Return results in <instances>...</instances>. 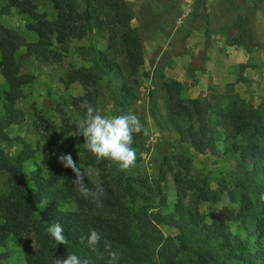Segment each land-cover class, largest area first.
<instances>
[{
	"label": "trees",
	"instance_id": "16d2710c",
	"mask_svg": "<svg viewBox=\"0 0 264 264\" xmlns=\"http://www.w3.org/2000/svg\"><path fill=\"white\" fill-rule=\"evenodd\" d=\"M46 1L54 10L51 18L37 11L32 0H2L0 6L3 15L15 9L27 16L25 29L34 39L25 43L15 30L0 25V74L7 82L6 89L0 88L1 140H11L6 128L20 121L16 107L20 88L32 80L30 74L14 73L17 67L14 53L23 44L28 51L45 56L54 53V45H64L87 31H105L107 47L116 46L122 56L120 61L104 50L89 49L84 53L89 64L71 69L66 75L69 82L78 81L84 87L77 99L81 104L79 119L85 111L82 102L87 100L96 106L97 86L104 79L107 83L108 77L118 81L111 96L120 111L137 99L128 77L136 75L142 64V41L137 29L129 24L132 15L124 0H81L79 9L76 0ZM180 90L179 81L163 78L159 73L148 92V110L152 117L160 116L176 132L179 142L196 151L214 153L218 151L217 143H223L222 153L232 156L235 162L233 183L240 189L236 211L222 206L201 213L198 202L214 199L216 195L173 172L176 201L173 210L163 214L158 210L165 202L159 181H151L142 174L126 175L115 165L109 167L108 161L98 163L90 153L81 152L79 161L99 172L97 182L87 176L84 182L90 188L97 183L104 188L102 206H97L76 191L71 183L75 174L61 163H52L45 170L35 166L25 173L23 164L33 158L35 151L15 136L12 140L21 146L14 156L9 158L0 149V174L5 176L6 184V190L0 191V247L9 236L18 238L30 233L35 253L25 264H53L55 258L68 253L86 257L92 264H107L104 239L120 253L118 264L145 262L148 243L157 246L152 264H264V201L260 199L264 194V103L252 107L229 89L224 92L226 104L211 111L201 98H181ZM77 125L64 123L62 130L77 133ZM77 137L82 144L83 137ZM187 191L193 197L184 202ZM68 200L73 201L75 209L60 208ZM155 200L158 206L154 209ZM55 221L63 226L66 245H57L46 231ZM159 224L175 230L176 245L162 239ZM90 229L97 230L102 237L96 251L81 241ZM191 239L213 241L219 252L192 249ZM187 252L194 254L192 260L179 258ZM2 257L4 254L0 252Z\"/></svg>",
	"mask_w": 264,
	"mask_h": 264
},
{
	"label": "rangeland",
	"instance_id": "374dc122",
	"mask_svg": "<svg viewBox=\"0 0 264 264\" xmlns=\"http://www.w3.org/2000/svg\"><path fill=\"white\" fill-rule=\"evenodd\" d=\"M36 10L54 16L49 1L32 0ZM132 15L130 26L137 29L142 41V64L134 76H129L136 100L127 103L120 111L112 96L118 85L116 78L108 77L99 82L96 107L105 115L122 112L136 114L149 130L148 135L134 134L136 142L135 165L124 172L129 176L146 175L151 181H159L165 197L159 207L165 214L173 210L176 189L172 173L214 193L216 198L200 200L198 210L207 214L226 206L234 211L238 208L239 188L233 183L235 162L232 156L222 153L223 143H217L218 151H196L188 144L179 142L175 131L160 120L152 117L149 110L148 92L154 87L157 75L180 82L181 98H201L211 111L218 105L224 106V92L229 89L252 107L264 103V0H124ZM2 0H0L1 6ZM77 8L81 0H76ZM28 17L12 9L6 15L0 13V25L11 28L23 37L25 43L34 41L27 33ZM54 53L42 55L30 52L25 44L14 53L17 62L15 74H30L32 80L20 88L21 96L16 102L20 121L6 128L9 141L0 139V149L12 157L20 144L12 140L18 136L34 149L32 159L23 164L27 173L35 166L45 170L52 163H59L60 154H71L77 166L94 183L99 179L95 167L79 161L81 144L75 132H66L64 123H79L81 104L77 99L84 91L78 82H69L67 72L87 66L84 53L89 49L104 50L108 56L120 61L122 57L116 46L107 47L105 31H87L80 38L68 40L64 45L53 46ZM147 74V76H146ZM0 88L6 89L7 82L0 74ZM158 104L161 99L156 90ZM164 175V176H163ZM164 177V178H162ZM164 179V180H163ZM6 190L5 176L0 174V191ZM193 197L186 192L183 201ZM61 209L73 210V201L60 205ZM153 209V210H154ZM219 219V218H218ZM233 224H230L232 227ZM157 229L162 239L176 245L175 230L159 224ZM191 248L199 251L219 252L215 242H200L191 239ZM154 244H147L146 258L142 263L152 264L156 260ZM4 257L0 264H25L32 258L35 245L30 233L16 238L9 236L0 247ZM179 258L190 261L194 254L187 252ZM234 264V262L228 263Z\"/></svg>",
	"mask_w": 264,
	"mask_h": 264
},
{
	"label": "clouds",
	"instance_id": "9594fccd",
	"mask_svg": "<svg viewBox=\"0 0 264 264\" xmlns=\"http://www.w3.org/2000/svg\"><path fill=\"white\" fill-rule=\"evenodd\" d=\"M82 106L85 111L77 125L76 135L83 137V143L75 146L78 149V156L80 157L81 152L90 153L98 163L108 161V166L115 165L118 171H126L133 167L137 159L136 151L132 147L134 134L148 135L149 132L140 118L132 112L105 115L100 108L87 100L82 102ZM58 161L75 174V179L71 183L76 191L85 199L96 202L97 206H102L101 198L104 194L102 185L97 183L92 188L88 187L84 182V171L77 166L70 153L60 154ZM260 199L264 201V194H261ZM46 231L57 245L68 243L63 226L58 221L51 222ZM81 241H86L88 246L96 251L102 237L97 230L90 229L86 236L81 237ZM103 252L107 254V264H118L120 253L114 250L112 243L106 239L103 240ZM100 258H104L103 254ZM53 264H92V261L75 253H68L65 257L55 258Z\"/></svg>",
	"mask_w": 264,
	"mask_h": 264
}]
</instances>
